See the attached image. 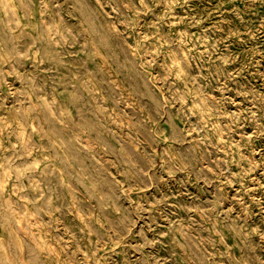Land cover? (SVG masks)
Instances as JSON below:
<instances>
[{"label": "rangeland", "instance_id": "374dc122", "mask_svg": "<svg viewBox=\"0 0 264 264\" xmlns=\"http://www.w3.org/2000/svg\"><path fill=\"white\" fill-rule=\"evenodd\" d=\"M0 264H264V0H0Z\"/></svg>", "mask_w": 264, "mask_h": 264}]
</instances>
